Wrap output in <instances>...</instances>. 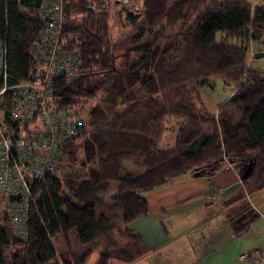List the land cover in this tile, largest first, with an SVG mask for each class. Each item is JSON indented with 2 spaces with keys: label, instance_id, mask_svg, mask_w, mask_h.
Instances as JSON below:
<instances>
[{
  "label": "trees",
  "instance_id": "1",
  "mask_svg": "<svg viewBox=\"0 0 264 264\" xmlns=\"http://www.w3.org/2000/svg\"><path fill=\"white\" fill-rule=\"evenodd\" d=\"M47 1L0 0L7 85L36 75L33 49L46 25ZM109 2L62 1L57 49L72 54L75 68L70 76L54 77L51 92L58 108L88 106L86 128L76 125L59 147L54 173L29 183L23 236L14 233L8 218L16 200L0 199V264H85L90 251L78 258L54 247L53 239L67 241L72 231L79 244L100 248L98 264H130L146 251L130 227L148 212L142 194L189 172L232 165L242 175L250 166L242 182L250 191L264 189V74L246 65L250 45L262 39L264 0H142L127 13L131 31L116 40L105 15ZM180 23L178 32L166 34ZM217 75L233 85V94L214 115L198 90ZM10 99L6 90L0 106L15 131L21 122L9 118ZM172 118L179 121L175 142L160 148L158 139ZM86 163L94 167L79 178L74 166ZM126 165L131 167L125 170ZM112 183L108 213L100 209L98 193ZM113 210L119 211L118 220ZM232 228L238 237L247 224L236 221Z\"/></svg>",
  "mask_w": 264,
  "mask_h": 264
},
{
  "label": "crops",
  "instance_id": "2",
  "mask_svg": "<svg viewBox=\"0 0 264 264\" xmlns=\"http://www.w3.org/2000/svg\"><path fill=\"white\" fill-rule=\"evenodd\" d=\"M174 182L142 194L148 212L130 227L146 251L130 264H239L241 253H264V189L250 191L232 165ZM236 221L247 224L238 237Z\"/></svg>",
  "mask_w": 264,
  "mask_h": 264
},
{
  "label": "built area",
  "instance_id": "3",
  "mask_svg": "<svg viewBox=\"0 0 264 264\" xmlns=\"http://www.w3.org/2000/svg\"><path fill=\"white\" fill-rule=\"evenodd\" d=\"M62 1L48 0L43 6L48 18L41 41L33 49L37 60L35 77L7 85L6 46L0 42V95L11 91L9 118L21 122L15 131L10 130L3 118L5 109L0 106V199L17 201L8 207L10 226L17 236L24 234L26 211L32 199L29 183L54 173L59 167L54 159L59 147L76 125L86 128V107L81 104L58 108L51 92L53 78L70 76L75 68L72 54L57 49ZM25 122L26 128L22 126ZM238 263L264 264V253L257 249L241 253Z\"/></svg>",
  "mask_w": 264,
  "mask_h": 264
},
{
  "label": "rangeland",
  "instance_id": "4",
  "mask_svg": "<svg viewBox=\"0 0 264 264\" xmlns=\"http://www.w3.org/2000/svg\"><path fill=\"white\" fill-rule=\"evenodd\" d=\"M109 1L110 2L107 5V12L105 13V15H106V19L108 22L107 23L108 28L110 29L109 31L111 33L110 35L111 39L116 40L119 37H121L123 34L131 31L132 26L129 27L127 20H126L127 13L129 10H131L132 5L137 4V3L139 4V2H141L142 0H135V1L134 0L133 1L118 0L120 1L119 3L116 1H115L116 3H114L112 2V0H109ZM248 1L251 3L254 0H248ZM136 6H134L133 9ZM134 12L137 13V11H134ZM165 21L166 19L163 17L161 20V23H165ZM181 23L179 27L176 26L171 29H165L166 34L178 32V30L181 28ZM221 38H222V33L217 32L216 40L220 41ZM228 42L233 43L234 40L230 39L228 40ZM255 53H258V55ZM246 65L249 69L259 70V71H262L264 74V31H263L262 39L259 42H256L250 45V49L247 55ZM198 91H199L200 97L206 109L210 113L215 115L218 110V107L232 96L233 85H226L223 78L217 75L211 80V83L209 86L204 85L200 87ZM95 100L96 98L94 97L93 101L96 102ZM87 108L88 106L86 107V109ZM236 116L237 114L235 115V117ZM178 122L179 121H177L176 118H172L169 120L167 124L168 125L167 128L163 131L162 135L158 139V142H157L158 147L168 148V147L173 146L175 142V134L177 131ZM77 155H78V160H81L82 154L80 153ZM92 167H94V165L93 164L90 165L89 163H86L82 166L76 164L74 166V170H75L74 172L79 178H84L87 176L86 173L88 169ZM130 167H131L130 165H126L125 170H127ZM177 179L171 181V183H175L174 181H176ZM114 189H115V184L112 183L110 185L109 190L106 193H103V192L98 193L99 199L103 200V205L100 207V209L105 210V211L108 210V207H109L108 205L111 204L110 194L112 191H114ZM110 213L112 217L118 220L120 216L118 210L110 211ZM98 240L100 241V239ZM53 244H54V247L57 253H60L63 251H69L70 253H75L76 256H78V258L84 256L86 250H88L90 251V254L87 256L85 264H98L97 262H98L100 248L97 247L95 243L91 244L90 245L91 247H89V245L79 244L75 238L74 231L70 232L69 240L66 241L61 236H57L56 239H53ZM6 254H7V257L9 258L13 254V247H9L8 249H6Z\"/></svg>",
  "mask_w": 264,
  "mask_h": 264
},
{
  "label": "water",
  "instance_id": "5",
  "mask_svg": "<svg viewBox=\"0 0 264 264\" xmlns=\"http://www.w3.org/2000/svg\"><path fill=\"white\" fill-rule=\"evenodd\" d=\"M249 173H250V166H248L247 169L242 173V175H240L241 179L246 178ZM238 220H240V219H238Z\"/></svg>",
  "mask_w": 264,
  "mask_h": 264
}]
</instances>
